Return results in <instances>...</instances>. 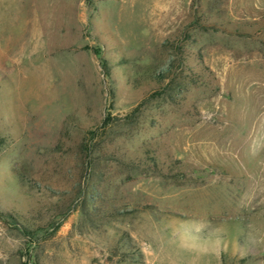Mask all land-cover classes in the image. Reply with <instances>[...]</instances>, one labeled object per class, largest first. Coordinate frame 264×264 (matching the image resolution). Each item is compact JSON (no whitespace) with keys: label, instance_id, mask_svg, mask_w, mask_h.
<instances>
[{"label":"rangeland","instance_id":"1","mask_svg":"<svg viewBox=\"0 0 264 264\" xmlns=\"http://www.w3.org/2000/svg\"><path fill=\"white\" fill-rule=\"evenodd\" d=\"M0 264H264V0H0Z\"/></svg>","mask_w":264,"mask_h":264}]
</instances>
